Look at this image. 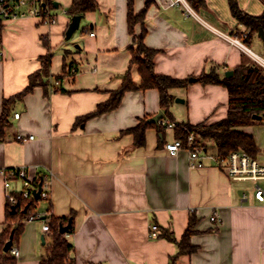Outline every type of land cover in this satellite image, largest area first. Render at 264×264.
I'll list each match as a JSON object with an SVG mask.
<instances>
[{
  "label": "crops",
  "instance_id": "1",
  "mask_svg": "<svg viewBox=\"0 0 264 264\" xmlns=\"http://www.w3.org/2000/svg\"><path fill=\"white\" fill-rule=\"evenodd\" d=\"M71 1L54 0L58 21L52 27L33 17L8 21L3 27L0 118L5 100L23 92L30 76L40 72V58L47 55L43 38L50 42L54 58L48 94L40 86L13 104L10 126L0 137V233L6 227L7 194L22 186L13 179L7 190L4 172L25 169L31 180H52L51 197L38 202V213L58 219L74 215V232L68 239L75 264H171L170 258L178 253L176 244L150 238V227L157 224L159 235L167 230L180 241L192 215L199 219L191 238L198 250L182 255L177 264H264V203L255 199L256 187L262 184L232 180L228 163L218 165L213 159V148L204 168H192L187 150L176 156L166 150L176 141L174 129L162 134L149 128L143 147L127 133L162 112L157 90L131 91L117 110L76 125L122 86L133 40L128 34V0H98L99 12L86 14L80 30L67 41L72 18L65 12ZM148 1L145 43L161 51L155 58L158 75L184 80L207 74L214 66L225 75L245 58L264 61V34L253 35L246 46L236 35L245 29L232 17L228 0H204L205 8L190 16L181 1L136 0V13ZM238 3L250 16L264 13V0ZM142 31L137 26V36ZM69 50L77 51L72 59L79 71L61 83L65 92H54ZM132 77L141 83L136 67ZM171 94L184 101L170 109L175 123L208 125L228 116L224 86L193 83ZM241 130L256 140L255 158L264 167V123ZM18 136L34 139L23 142ZM43 227L41 222L26 223L16 245L17 264H39L42 238L46 243L49 235Z\"/></svg>",
  "mask_w": 264,
  "mask_h": 264
},
{
  "label": "trees",
  "instance_id": "2",
  "mask_svg": "<svg viewBox=\"0 0 264 264\" xmlns=\"http://www.w3.org/2000/svg\"><path fill=\"white\" fill-rule=\"evenodd\" d=\"M54 7V0H47ZM135 1L128 0V34L132 37L133 43L128 49L131 51L132 58L130 60L129 70L123 77V84L115 92L111 93L110 99L87 116L80 118L76 125H83L87 120L102 116L103 114L117 110L122 103L125 94L131 91H147L150 89L157 90L160 96V110L165 113V118L170 122H174L171 116V107L176 98L172 96L171 92L177 89H187L193 83H200L203 86L218 85L224 86L229 94L228 116L220 122L214 124L200 123L191 125L189 122H179L174 129L175 139L184 141L188 144V138L194 134L195 143H202L203 148L209 152V148L215 150L217 158L225 161L233 152L243 151L249 154L252 158L257 157L258 147L256 140L246 133L241 128L252 127L257 124L264 123V67L254 60L245 58L242 65L234 71V76L227 78L220 73V67L214 66L207 74H202L199 77H192L188 79H173L166 75H158L156 73L155 58L161 53L159 50L148 47L145 43L146 16L151 7V2L145 4L142 12L136 13ZM195 12H199L201 8H205L204 0H185ZM230 10L233 18H236L239 24L245 31L238 30L236 35L243 43L249 47L250 40L253 35L259 34L260 30L264 32V13L261 16H250L244 12L238 0H228ZM100 10L98 0H72L66 14L70 18L74 16H85L89 13H98ZM142 26L143 31L140 36L136 34L137 26ZM4 25L0 24V44H2V31ZM87 31H91L90 28ZM66 34V33H65ZM43 43L47 48V55L40 58L41 70L40 72L30 76L28 87L23 92L5 100L3 106V113L0 118V137L6 133V129L10 126V112L11 107L17 101H23L25 96L31 93L37 87H44L46 95L49 91V79L51 77V66L54 55L52 54L51 44L48 39L43 38ZM77 53V51H76ZM75 51H65L62 75L55 78L56 86L53 88L54 92H65L62 88V82L66 77L73 75V72H78V63L72 59L76 54ZM137 68L140 76V84L133 81L132 70ZM255 116L260 117L254 118ZM149 118L140 122L139 125L127 131L134 135V142L137 147H143L146 144V132L149 128H157L162 134L169 129L167 126L161 127L159 124L149 123ZM18 203H7L6 212V227L0 233V264H17V259L14 258L12 252H4L6 243L10 240V236L14 234L13 249L19 242L20 236L25 228V220L29 216L37 213V204L41 200L32 198L24 199L19 193H15ZM13 207H16V213L13 214ZM24 213V211H26ZM74 215L63 218H49V235L46 237V243L43 247L44 253L40 256L39 264H75L73 257L74 247L70 243L68 236L73 234L75 221ZM72 221V227L67 234L60 232L61 225L67 226ZM199 224V219L194 215L191 216L189 225L185 234L178 241L174 235L169 231H162L159 237L167 238L169 241L176 244L178 253L170 258L171 264H177L182 255H193L197 253L198 247L191 245V238L196 235V227ZM157 229L160 227L157 224Z\"/></svg>",
  "mask_w": 264,
  "mask_h": 264
},
{
  "label": "built area",
  "instance_id": "3",
  "mask_svg": "<svg viewBox=\"0 0 264 264\" xmlns=\"http://www.w3.org/2000/svg\"><path fill=\"white\" fill-rule=\"evenodd\" d=\"M181 1L186 5L187 14L193 15V9L185 0ZM66 13V12H65ZM25 17H33L40 21L41 24L47 25L49 27L57 24L58 18L55 14V8L47 0H0V24L4 25L8 21H16L23 19ZM94 36V34H92ZM238 44L242 45L239 40H236ZM243 46V45H242ZM6 59L4 49L2 44H0V62ZM257 63H260L264 67V61L257 59ZM78 72H73L76 74ZM16 118L19 119L20 115L16 114ZM158 124L163 127L167 126L169 129H175L178 123L170 122L169 120L163 118ZM18 140L26 142L27 140H33L34 137L30 136L25 138L23 136H18ZM185 149L189 152L190 162L192 168L202 169L204 168L205 161L209 158L207 151L203 148L202 143H195L194 134H191L188 138V144L185 145L184 141L176 140L173 143L166 145V150L173 156H176L180 150ZM218 165L228 163V172L232 180L236 182L240 181H250V182H260L264 181V167L258 162L256 158H252L249 154L239 151L230 154L229 158L225 161L219 158H213ZM4 177L6 178L5 187L6 189L11 188V183L13 179L21 181L22 186L18 191H13L7 194V200L12 205L17 204L18 200L15 193H19L24 199L32 198L35 199L34 193L41 186L40 200H49L51 197L50 186L51 177L43 176L35 180L29 179L27 176V171L25 169H12L10 171L4 172ZM255 199L260 203H264V187L258 185L255 190ZM49 218L50 216L42 215L40 213L33 214L25 220V223L29 222H41L43 224V231L49 232ZM150 238H158L159 233L156 225H151L150 227ZM14 258L17 260L20 258V252L18 248H12L11 251Z\"/></svg>",
  "mask_w": 264,
  "mask_h": 264
},
{
  "label": "water",
  "instance_id": "4",
  "mask_svg": "<svg viewBox=\"0 0 264 264\" xmlns=\"http://www.w3.org/2000/svg\"><path fill=\"white\" fill-rule=\"evenodd\" d=\"M54 7L58 8V3L57 2H54ZM83 18H84L83 16H74V17H72L71 22H70L71 24L69 25V28H68V30L66 32V37L65 38L67 39V41L71 40L73 35L77 31L80 30L81 24H82L81 21L83 20ZM259 33H260L261 36L264 34L262 30H260ZM225 76L227 78H231V77L234 76V72L233 71H227L225 73ZM177 102L184 103V101L181 100V99H177ZM164 117H165V113L161 112L158 115L150 118L148 120V122L149 123L158 124V122L163 120ZM254 118L260 119V117H257V116H255ZM41 192H42L41 191V186H39V189L37 191H35V193H34V196H35L36 200H40ZM16 212H17L16 211V207H13V214L16 213ZM26 212H27V210L24 211V213H26ZM71 227H72V221L67 226L61 225L60 232L62 234H67L70 231ZM10 237H11L10 240L6 243V245L4 247V252H8V251H10L13 248V245H14V234L12 233ZM42 240H43V244H45V238L44 237L42 238Z\"/></svg>",
  "mask_w": 264,
  "mask_h": 264
},
{
  "label": "rangeland",
  "instance_id": "5",
  "mask_svg": "<svg viewBox=\"0 0 264 264\" xmlns=\"http://www.w3.org/2000/svg\"><path fill=\"white\" fill-rule=\"evenodd\" d=\"M84 26H85V22H84V24H83V28H84ZM243 42H244V41H243ZM252 48H253V47H252ZM254 49L256 50V48H254ZM259 64H260V63H259ZM177 99H178V98H177ZM177 99L175 100L174 103H177ZM171 116H173V115H172V112H171ZM259 183L262 184V185L264 186V181H260ZM245 184H247V185L250 186V187H251V185H252V186H255V185H256V184L254 185L253 183H250V184L245 183ZM42 249H43V247H42Z\"/></svg>",
  "mask_w": 264,
  "mask_h": 264
}]
</instances>
